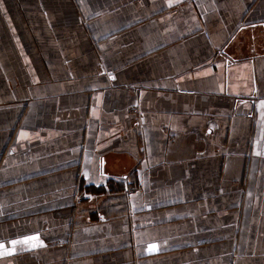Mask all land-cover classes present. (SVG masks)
I'll return each mask as SVG.
<instances>
[{"label":"crops","instance_id":"obj_1","mask_svg":"<svg viewBox=\"0 0 264 264\" xmlns=\"http://www.w3.org/2000/svg\"><path fill=\"white\" fill-rule=\"evenodd\" d=\"M262 105L264 0H0V264H264Z\"/></svg>","mask_w":264,"mask_h":264},{"label":"snow or ice","instance_id":"obj_2","mask_svg":"<svg viewBox=\"0 0 264 264\" xmlns=\"http://www.w3.org/2000/svg\"><path fill=\"white\" fill-rule=\"evenodd\" d=\"M264 106V105H262ZM37 237L32 236V237H26L23 241H19V240H12L11 244L13 245V247H15V245H17L18 243H28L29 241H34L36 240ZM151 249H155L156 245H151L150 246ZM13 253L11 251H8L5 248V245L3 243H0V256H5V255H12Z\"/></svg>","mask_w":264,"mask_h":264}]
</instances>
